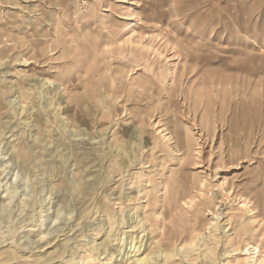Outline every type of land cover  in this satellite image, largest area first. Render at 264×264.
I'll return each mask as SVG.
<instances>
[{
    "label": "rangeland",
    "instance_id": "1",
    "mask_svg": "<svg viewBox=\"0 0 264 264\" xmlns=\"http://www.w3.org/2000/svg\"><path fill=\"white\" fill-rule=\"evenodd\" d=\"M263 206L264 0H0V264H260Z\"/></svg>",
    "mask_w": 264,
    "mask_h": 264
},
{
    "label": "bare ground",
    "instance_id": "2",
    "mask_svg": "<svg viewBox=\"0 0 264 264\" xmlns=\"http://www.w3.org/2000/svg\"><path fill=\"white\" fill-rule=\"evenodd\" d=\"M88 37V36H87ZM35 40V39H34ZM154 41V40H153ZM158 41H160V40H158ZM142 40L140 39L139 41H138V45H136L138 48H140V51H142L143 53L145 52V54L146 53H151L152 55H155V56H157V57H161L162 56V54L156 49V48H153V46H151V45H143L142 44ZM146 42V41H145ZM144 43V42H143ZM150 43H151V41H150ZM137 44V43H136ZM92 47V46H91ZM39 49V48H38ZM168 63V62H167ZM29 64H32V62H29ZM48 82V81H47ZM50 83H52V82H50ZM163 131V130H162ZM233 189V188H232ZM229 190L228 192H226L225 193V196H226V199H228V198H232V200H234V201H238V208L239 209H241V210H243V212H245V213H247L248 214V217H252L253 215H254V212H253V209H251L250 207L251 206H253V204L255 205V203H252L251 202V200H247L243 195H241V194H239V193H235L233 190ZM204 186L203 185H201L200 187H199V189H198V193H199V195H201V196H204ZM159 196V195H158ZM200 197V196H199ZM198 197V198H199ZM263 208H264V206H263ZM186 209V208H185ZM215 220H218V218H217V216L214 218ZM211 225V224H210ZM216 226V225H215ZM214 226V231H218V228L219 227H215ZM226 227V233H230V235L228 236V238H230L229 239V243H232V241H234L237 237H238V230H236V229H234L233 227H232V225L230 224V223H228V224H226L225 225ZM213 229V228H212ZM166 232V231H165ZM212 232V231H211ZM190 237V236H189ZM227 237V236H226ZM190 238H193V236L192 237H190ZM189 238V239H190ZM224 238H225V236H224ZM228 238H226V240L228 239ZM199 239V238H198ZM214 240V239H213ZM192 241V240H191ZM190 240H189V242H191ZM179 242V246H180V249H179V251H181V250H184L183 252H185V250L187 251V250H190L191 249V246H184L183 244H184V240L183 241H181V240H179L178 241ZM194 242V241H193ZM236 242V241H235ZM188 243V242H187ZM190 244V243H189ZM193 245V244H192ZM232 245V248H235V250L236 251H239L240 250V248L237 246V244H231ZM239 245V244H238ZM245 247V246H244ZM169 248V247H168ZM178 249V248H177ZM254 248H252V250H253ZM244 250V249H243ZM261 250V249H260ZM176 251V253H177V250H175ZM245 251V254L244 255H250L249 254V249H245L244 250ZM255 252L253 253V254H257L258 253V249L257 248H255V250H254ZM174 254V253H173ZM165 255V254H164ZM260 255V254H259ZM258 256V255H257ZM259 257V256H258ZM258 257H257V260H258ZM164 258H165V256H164ZM188 258V257H187ZM148 259V256H146V258L145 259H139V261H138V264H142V263H144L146 260ZM190 259V258H189ZM259 259H260V257H259ZM197 260H198V258H197ZM250 260V259H249ZM252 260V259H251ZM251 260H250V262H251ZM263 261H264V258L262 259ZM261 260V261H262ZM164 261V260H163ZM256 261V260H255ZM261 261H259L260 262V264H262L263 263V261H262V263H261ZM255 263V262H254ZM259 264V263H258Z\"/></svg>",
    "mask_w": 264,
    "mask_h": 264
}]
</instances>
